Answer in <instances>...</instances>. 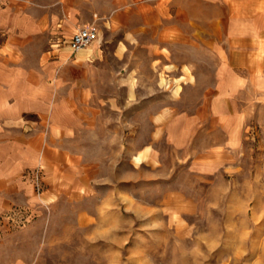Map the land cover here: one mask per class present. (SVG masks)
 I'll return each instance as SVG.
<instances>
[{"label": "rangeland", "instance_id": "374dc122", "mask_svg": "<svg viewBox=\"0 0 264 264\" xmlns=\"http://www.w3.org/2000/svg\"><path fill=\"white\" fill-rule=\"evenodd\" d=\"M35 1L54 3L61 25L55 55L59 50L73 55L66 16L56 14L63 0ZM71 2L79 7L73 17L99 30L85 58L97 44L107 49L106 40L161 41L167 63L152 52L137 53L131 44L140 94L126 102V96L106 95L111 88H99L103 110L96 126L83 132L81 70L73 73L71 130L55 143L64 154L25 174L35 203L0 214V264H264V42L247 64L238 95L244 141L222 166L208 174L192 170L188 154L160 130L199 99L190 89L183 94L189 81L175 93L176 80L193 73L189 61L213 74L199 81L202 90L217 84L219 60L215 53L211 68L204 47L207 24L227 20L231 8L259 5L255 0ZM174 57L181 68L165 67ZM58 89L54 101L60 103ZM159 112L165 119L157 122ZM55 114L61 123L62 112Z\"/></svg>", "mask_w": 264, "mask_h": 264}, {"label": "crops", "instance_id": "0c3cea01", "mask_svg": "<svg viewBox=\"0 0 264 264\" xmlns=\"http://www.w3.org/2000/svg\"><path fill=\"white\" fill-rule=\"evenodd\" d=\"M0 1L2 214L17 205L35 203L34 192L24 179L25 174L64 154V148L57 147L55 143L63 142L71 130L69 119L75 108L71 103L70 84L72 79H76L75 72L81 70L79 110L83 132L85 128L96 126L103 110L99 103L102 95L99 88H111L106 95L126 96V102L132 99L131 96L140 94L141 90L135 84L139 75L134 73L133 59H129L131 44L137 53L149 56L152 52L160 56L158 61L164 63H167V58L163 55L166 45H161V41L151 45L140 40L130 44L106 40L107 49L97 44L90 49L92 54L87 58L86 50L73 52L75 59H72L71 53L63 50L55 55V33L59 32L61 25L55 21L53 2ZM73 3L63 0L62 7L56 10V14L66 16L67 34L71 38L78 28L93 26L73 17L79 11V7ZM255 4L259 6L231 8L227 20L223 17L207 24L204 47L209 52L211 68L215 53L219 60L217 84L206 85V89L202 90L204 85L199 81L213 77V74L199 71L197 62L189 61L193 73L190 77L184 75L176 80L175 93L179 94L182 83L189 81L183 94L190 89L199 95V99L195 103L190 101L188 111L183 110L169 117L167 124L160 129L161 132H168L176 150L188 154L191 169L201 174H208L212 168L222 166L224 160L229 159L230 150H234L245 138V115L241 114L238 95L246 78L247 64L251 62V57L260 52L264 42V0H255ZM177 41L181 39L173 40L174 43ZM172 63L164 66L180 67L175 57ZM205 63L208 65V60ZM58 88L62 92L60 103L54 101L55 94L59 93ZM59 110L62 112L61 123L55 114ZM155 118L160 122L165 119V114L159 112ZM198 136L203 138L199 139L201 137ZM139 158L143 163L144 156L140 154ZM49 191L47 189L46 194Z\"/></svg>", "mask_w": 264, "mask_h": 264}, {"label": "built area", "instance_id": "2783aa9c", "mask_svg": "<svg viewBox=\"0 0 264 264\" xmlns=\"http://www.w3.org/2000/svg\"><path fill=\"white\" fill-rule=\"evenodd\" d=\"M99 37V31L94 26L81 27L69 41V47L72 52L78 53L92 46L99 40ZM37 189L40 191V184L37 186Z\"/></svg>", "mask_w": 264, "mask_h": 264}, {"label": "bare ground", "instance_id": "6f19581e", "mask_svg": "<svg viewBox=\"0 0 264 264\" xmlns=\"http://www.w3.org/2000/svg\"><path fill=\"white\" fill-rule=\"evenodd\" d=\"M138 161H141V159L137 158Z\"/></svg>", "mask_w": 264, "mask_h": 264}]
</instances>
